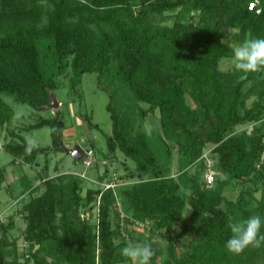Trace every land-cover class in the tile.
Instances as JSON below:
<instances>
[{
    "label": "trees",
    "instance_id": "trees-1",
    "mask_svg": "<svg viewBox=\"0 0 264 264\" xmlns=\"http://www.w3.org/2000/svg\"><path fill=\"white\" fill-rule=\"evenodd\" d=\"M171 12L176 14L168 26L165 13ZM228 33L239 44L248 34L264 38V0H0V133L14 116L3 95L41 111L50 102L55 76L67 67L76 77L95 74L111 121L106 150L131 160L128 179L137 180L119 196L108 188L88 190L82 197L79 177L38 175L45 189L21 210L27 264H129L120 249L132 239L128 225L134 223L167 241L168 258L162 264H264V247L238 256L225 249L229 221L264 217V124L254 123L264 118V76L219 69L231 55L224 42ZM42 40L54 49L56 73L44 72ZM253 95L256 99L247 107ZM140 104L159 113L163 138L158 143L130 119L132 114L145 116L136 108ZM249 124L250 134L235 131ZM43 127L55 129L49 131L51 145L35 147L31 154L25 153L21 133L8 130L11 139L3 149L11 164L32 165L50 152H68L58 113L23 131ZM167 141L180 156L176 177L167 176L159 161L158 148L164 147L167 158L170 154ZM206 146L213 147L216 172L225 177L221 181L217 174L211 189L203 184ZM232 180L242 184L235 199L222 193ZM3 181L0 168V190ZM24 190L35 192L30 185ZM257 191L259 200L253 196ZM120 202L123 209L118 210ZM93 205L95 225L82 216ZM186 205L191 208L188 219L183 217ZM13 227L11 220L0 222V264L19 262L16 242L8 236ZM173 229L178 230L177 245L167 235ZM135 240L148 242L153 250L148 239ZM154 253L150 264H156Z\"/></svg>",
    "mask_w": 264,
    "mask_h": 264
},
{
    "label": "rangeland",
    "instance_id": "rangeland-1",
    "mask_svg": "<svg viewBox=\"0 0 264 264\" xmlns=\"http://www.w3.org/2000/svg\"><path fill=\"white\" fill-rule=\"evenodd\" d=\"M175 14L176 12L165 13L168 19L164 24L171 26ZM224 42L229 46L231 55L233 49L239 45V43L233 41L229 33L225 37ZM38 46L40 48L44 72L46 74L56 73L58 70V62L56 61L51 42L49 40H42L38 43ZM231 55L220 61L219 69L221 71L227 72L232 70L230 66ZM263 76L264 73L262 75L260 74L259 79H262ZM54 81L55 89L51 93L55 95L59 103L56 109L50 108L47 105L44 110H34L25 104L16 103L11 96L3 95L7 103L12 106L14 116L0 133V168L4 172V181L0 190V222L5 225L11 220L14 223V227L9 230L8 236L9 239L16 242L19 253L18 264H27V248L23 241V231L26 225L21 216L22 207L28 202L30 197L41 194L45 189L38 175L45 178H55L62 174H73L82 180V197L85 196L88 190H104L105 185L113 183L116 184L113 189H115L117 196H119L122 189L130 187L137 181L136 178L132 180L128 179V175L134 169L133 162L126 159L118 151L110 154L106 150L105 135L110 134L111 121L108 112L105 110L107 96L97 86V76L86 73L76 77L73 75L71 69L67 67L63 73L55 76ZM255 99L256 97L254 95L251 96L246 101L247 107ZM187 101L191 107H194L190 99ZM136 108L143 111L145 116L139 117L132 114L130 119L133 121V125L139 126L153 142L158 143L159 138H163L158 111H148V106L144 104L136 105ZM57 113L65 125L62 142L66 150L68 149V152H65V150L50 152L47 157H37L35 163L32 165H27L20 160L11 164L12 157L3 149V146L11 139L8 130L11 129L15 133H21L25 140L32 139L35 141L36 147H48L51 145V137L47 127L30 131H23V129L36 123L40 118H51ZM86 116L98 128L90 127ZM242 128H244L242 125L236 126L235 131ZM167 144L170 146V154L167 158L164 147L158 148L157 150L160 153L159 161L161 166L166 169L167 176L176 177L179 172L178 163L180 156L170 141H167ZM77 145L83 149L84 154L86 152L87 158L89 157L91 160V166L86 167L83 164V160L85 159L84 155L82 157L83 159L81 158L76 161L71 158L69 151ZM212 148V146H206L203 152H209L211 154ZM194 171V165L187 170L190 175L194 174ZM217 174L218 179L223 181L225 177L219 173ZM23 176L24 179H22ZM119 184L121 186H118ZM27 185L34 187L35 192L32 195L31 193L25 192L24 187ZM241 188L242 184L240 182L236 180L228 181L222 187V193L228 198L235 199ZM253 196L256 200H259L261 198V192H254ZM92 207L91 210L84 212L82 216L88 220L89 224L95 225L97 222V207L95 205ZM117 208L118 210L123 209L121 202ZM190 213L191 208L186 205L183 217L188 219ZM128 226L132 239L127 238L126 240L130 239L129 243H137L135 240L136 237L145 240L148 239L153 247L152 253L155 251V263H164L168 258L166 251L167 241L162 239L158 234H150L148 229L142 225L140 227L136 226L137 228L132 224ZM177 234L178 230L176 229L167 233L168 237H171L176 245L180 242ZM176 248L177 254L179 255L181 249L179 246H176Z\"/></svg>",
    "mask_w": 264,
    "mask_h": 264
},
{
    "label": "clouds",
    "instance_id": "clouds-1",
    "mask_svg": "<svg viewBox=\"0 0 264 264\" xmlns=\"http://www.w3.org/2000/svg\"><path fill=\"white\" fill-rule=\"evenodd\" d=\"M230 66L244 76L249 74L264 73V38L251 37L248 34L244 41L237 45L230 57ZM255 125L264 124V118L255 121ZM54 132L55 129H50ZM36 147L35 141H25V153L31 154ZM230 237L225 243L226 251L231 255H240L248 249L264 247V217L252 215L246 219L229 221ZM120 255L129 264H150L152 249L148 242L129 243L120 249Z\"/></svg>",
    "mask_w": 264,
    "mask_h": 264
},
{
    "label": "built area",
    "instance_id": "built-area-1",
    "mask_svg": "<svg viewBox=\"0 0 264 264\" xmlns=\"http://www.w3.org/2000/svg\"><path fill=\"white\" fill-rule=\"evenodd\" d=\"M258 2H253L249 4V9L254 8L257 5ZM253 124H249L248 126L242 128L241 130H245L247 134H250L251 130H252ZM264 142V140H263ZM85 159L83 160V164L86 167L91 166V160L89 159V157L87 158V154L85 152V154L83 153ZM87 158V159H86ZM202 158L204 159V172H203V184L207 189H211L216 181V169H215V161L211 158V155L209 152H206L202 155ZM264 160V151L260 157V161L262 162ZM116 184H107L104 186V190L108 189V188H113ZM121 217L123 218V215H121ZM135 227L138 226L140 227V224H135ZM137 228V227H136ZM121 236L122 237H126L127 239V235H125V233L122 231L121 232Z\"/></svg>",
    "mask_w": 264,
    "mask_h": 264
},
{
    "label": "water",
    "instance_id": "water-1",
    "mask_svg": "<svg viewBox=\"0 0 264 264\" xmlns=\"http://www.w3.org/2000/svg\"><path fill=\"white\" fill-rule=\"evenodd\" d=\"M49 100H50V103L48 104V106L50 108H53V109L58 108L59 103L57 102L56 97L53 93H49ZM83 153H84L83 149H81V147H79L78 145L69 151L71 158L75 161L81 159L83 156Z\"/></svg>",
    "mask_w": 264,
    "mask_h": 264
}]
</instances>
